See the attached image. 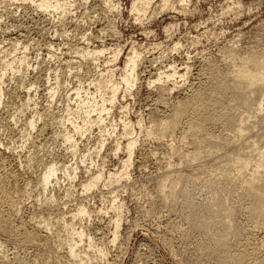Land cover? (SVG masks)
<instances>
[{
    "label": "rangeland",
    "instance_id": "rangeland-1",
    "mask_svg": "<svg viewBox=\"0 0 264 264\" xmlns=\"http://www.w3.org/2000/svg\"><path fill=\"white\" fill-rule=\"evenodd\" d=\"M133 2L138 3L137 0H113L112 4L117 7L109 8L102 0H74L70 11L60 16L62 13L36 9L29 0H0V60L4 53L11 50V44H18L19 53L26 46L28 63V67L24 66L14 74L7 71L1 83L0 202L6 199L1 205L4 208H7V202L19 204L17 212L11 210L14 216L10 221L0 222L2 261L12 263L20 259L22 264H56V260L62 261L65 249L56 247L54 238L50 237L53 233L43 227L40 215H49L50 220L66 219L81 201L89 206L91 215L75 218V226L86 227L95 236L96 243L104 246L107 252L103 259L95 258L88 264H229L228 261L240 253L245 257L236 262L248 264L255 256L264 255V229L251 228L252 221L246 209L249 200L242 194V179L233 180L236 174L233 169H227L224 172L227 179L223 178L212 161L230 153L229 148L220 147L216 151L215 148L211 150V144L202 143L196 149L199 150L197 160L187 163L185 154L197 144H193L189 138L184 143L180 140L181 127L176 129L173 138L166 134L157 139L147 133L153 127V119L159 120L169 114L174 103L185 99L195 88L207 82L211 62L224 66V48L231 47L240 53L249 49H264V0H168L164 6L162 0H150L145 13L140 14L142 16L130 10ZM102 45L121 48L115 63L116 77L133 45L144 56L137 68L139 79L130 92L119 91L106 120L118 123L126 118L133 123L131 131L136 142L131 162L117 183L113 178L111 184L100 181L88 193H81L79 181L83 166L90 165L93 170L102 167L105 176L108 172L123 170L121 161L127 158V153L122 149L115 151V141L118 139L123 145L127 137H123L121 126H116L111 134L103 131L101 138H106L105 146L99 154H92V163L91 160V164L89 160L85 164L80 163L79 177L76 176L72 183L58 173L57 182H51L45 192V195L54 196L55 200L45 202L43 195L39 194L41 190L38 185L44 163L56 160L73 165L78 155L73 156L65 148L60 135L56 133L55 124L51 127L53 123H48L50 126L47 124L40 131L43 122L39 120L36 128L29 130V135L24 122L36 110L53 112L54 117L62 115L66 103L65 89L68 88L71 93L70 89L72 91L78 82V76L76 78L73 74H78L86 85L91 75L110 68L106 62L111 56L108 52L97 61L98 67L89 60L82 61L77 52L83 47L91 49ZM170 65L175 67L178 74L186 73L184 77L177 75L165 82V87L171 90H159L154 84H147L158 71L172 72ZM56 69L62 74L60 80L65 83L66 77L67 82L62 83V89L50 102L47 78L51 77L50 83L53 82ZM21 77L25 80L22 86ZM28 93H31L35 103L25 108ZM236 113L238 116L249 115V123L252 122L249 125L252 130L246 132L237 145L244 147L243 153H253L251 148L255 149V146L260 150L264 147V127L263 124L259 125L257 116L264 113V107L262 111L249 107ZM207 127L219 141L233 132L232 128L228 129L219 122L207 124ZM99 134L97 126L89 133L76 134L79 152L85 153L87 149L94 148ZM252 139L257 140V145H252ZM216 153L221 155L217 156ZM251 155L256 156V152ZM180 158L185 159L183 163L179 162ZM251 168L246 169L249 173L244 172L245 178L249 176ZM192 170L199 171H196L199 173L198 181L186 182L185 202L179 197L172 203L157 190V181L162 177L170 173L174 177L180 171L185 174ZM215 187L219 188L217 193ZM67 188L73 193L69 197L65 196ZM110 192L117 194V199L122 203L115 242H109L117 217V210L111 207ZM217 200L226 210L227 207L234 208L236 228L228 234L225 247L212 252L214 241L209 235L223 232L222 212L218 214L219 210L215 211L217 216L212 213ZM189 205L211 221V233L196 229L185 219ZM208 205H211V210ZM212 205L215 209H212ZM26 233L33 238H27ZM247 236L262 243L259 251L253 252L249 248Z\"/></svg>",
    "mask_w": 264,
    "mask_h": 264
},
{
    "label": "bare ground",
    "instance_id": "bare-ground-1",
    "mask_svg": "<svg viewBox=\"0 0 264 264\" xmlns=\"http://www.w3.org/2000/svg\"><path fill=\"white\" fill-rule=\"evenodd\" d=\"M137 1L138 3L133 2L131 4L130 10L134 11L135 15L137 16L140 14L143 15L146 8H148V5L150 4V0ZM162 1L164 6L165 2H167L168 0ZM29 2L30 4L34 5L36 9L38 8L41 11H53L54 13H62L60 14V16L64 13L66 14L68 10L70 11L69 8L74 5V0H29ZM102 2L109 8L117 7L116 4H112L113 0H102ZM239 6L240 5L238 4L237 7ZM166 30H169V28L166 27ZM11 46L12 48L10 51L7 49L9 52H3L5 55H3L4 57L0 60L2 61L0 67V102L2 96V78L7 73V71H11V74H14L15 72L20 71L21 68L23 69L25 67H28L27 55L25 52L26 46H23L22 51L19 50L20 53L17 51L19 49L18 44H11ZM120 50L121 48L117 49V47H105L104 45L91 49H89V47L84 49L83 47L80 50H77L82 61L89 60L97 67V61L99 62L100 57L105 52L110 53L111 56H109V58L106 60V62L110 65V68H107L106 70L104 69V71L99 70L95 75H91L86 85L84 84L83 80L80 79L78 74H73L76 78L78 76V82L74 85L73 88L71 87V93H69V89L67 87V89H65L64 97L66 99V103L63 106L62 115L54 117L55 114L53 116L52 110V113H46V111L40 112L36 110L33 111L34 114H30L24 122L25 128H28L29 135L31 132L29 130L36 128L39 120L40 122L41 120L43 122L39 127L40 131H42L45 126L47 127L48 123H53L51 124V127L55 124L58 131L56 133L57 135H60L61 142L65 145V148L69 150V152L73 156L78 155V159L73 165L72 163H58L56 160H49L45 163L43 162L44 167L43 171L38 177V185L39 189L41 190L39 194L43 195L45 202L47 201L48 203H51L55 200L54 196L49 194L45 195V192L51 182H57L58 176L60 174L72 183L77 176L78 169L81 168L79 164H85L86 160H89V164L92 163V154H99L102 148L105 146L106 138H101L103 136L101 132L103 131L107 132V134H111L115 131L116 126H121L123 137H127L126 143H124L123 145L118 139H116L115 141V151L122 149L127 153V158L121 161L124 171L121 169L114 172H108V175L105 176V171L102 167L93 170L92 168H90V165L83 166V168L80 169L81 179L79 181V184L81 186V193H88L100 181H105L106 183L111 184L113 182L111 178H113L114 182L117 183L121 175L125 173V169L131 162L132 149L136 142L135 136L131 131L133 130V123L126 118L121 119L118 123H109V121L107 122L106 120L107 116L112 111L111 109L113 105L117 101V98L119 96L118 93H120L119 91H122L124 93L130 92L132 87L136 84V81L139 79L140 73H138L137 68L144 56L140 55V53L137 52L135 45H133L130 48L129 53L125 57L122 67L119 68V75L116 77L115 70L117 68L115 67V63L119 57ZM0 51H2V49ZM15 52L20 55H17ZM223 58L225 64L222 67L210 61L211 63L209 62L210 65L207 82H205L203 85L201 84L202 86L198 85L199 87L195 88L192 93L185 99L174 103L169 114L161 117L159 120L153 119V127L148 130L147 133L154 135V137L157 139H161L166 134L169 135L170 138H173L176 129L181 127V131L183 132L182 134L180 133V136H178L180 140L184 143L186 139L189 138L193 144L197 145L192 151L186 154L184 153L187 158L185 157L186 160H182L180 158V163H183L184 160L187 163L188 161L193 162V160L199 157V150L196 149L202 143L211 144V150H214L213 148H215L216 151H218L217 149H219L220 147L229 148L230 153L224 154L222 156H220L221 154L218 155L216 153L217 156L220 157L217 159L215 158L216 160H212L213 164L217 168L216 170H219V174L223 176V178L225 177V179H227V175H224V172L227 169H233L234 173L236 172V174L234 175L233 173L234 178H231H233V180L235 178V180L242 179V194L245 195V198H248L249 200V205L247 204L248 207L246 209L248 216L252 221L251 228L264 229V150H262L263 146L260 148V150L258 146L257 148L255 146V149L251 148V150H253V153L256 152V156L254 157H252L251 155L253 154L252 152L251 154L248 151V153H243L242 150L244 147L242 148L238 146L237 142L239 141V139L240 141H242L241 137L244 136L250 129L252 130V128H250V123L252 122L249 123V115L238 116L239 112L236 113L238 110L244 108L247 109L249 107H253L256 111L263 110L264 49H249L243 53H240L238 50H235L234 48L232 49L231 47L224 48ZM80 65H82V63ZM169 68V70H172V72H169L168 70L158 71L155 74L156 77L152 80H149L147 84H154L159 88V90H171L172 88L169 89V87H165V82L170 79L173 80V78H175L177 75L178 77H184L186 73L184 72L178 74V71H176L175 67H173L172 65H170ZM54 72V74L51 73L54 76L53 82L50 83L51 77L47 78V93L48 97L50 98V102L52 100L54 101V98L62 89L63 84L67 82L66 77L64 78L65 80L63 79L65 83L60 80V77H62L61 72H59L57 69ZM24 81V77L20 79L21 86L24 85ZM29 89L30 88H28L27 92H29ZM30 94L28 93L27 101H25L26 103H24L25 108L35 103ZM255 98L258 99H256L255 101ZM257 117L260 123L258 124H263L264 127V113L260 114ZM218 122L228 129H233L232 134L227 136V138L223 141L222 139L220 141L216 139L217 136L210 133L207 127V124H216ZM94 126H97L100 131V137L97 139L95 147L91 150L87 149L85 153L84 151L80 153L78 149L79 144L76 141L75 135H83L86 132L89 133V131H91ZM252 127L254 126L252 125ZM255 139H252L253 141L250 140V142H252V145H257L258 142H256L257 140ZM213 156H215V154ZM181 157L183 158V155ZM210 163L212 164V162ZM247 168H251V171L249 176L247 175L248 177L246 176L245 178L244 172H248L246 171ZM196 171L192 170L188 173L184 172L185 174H182L180 171L178 172V175L176 173L174 177H171V175H173L172 173H170V175L167 173V176L162 178L160 177L161 179L157 181V190L162 194L164 198L171 199L172 203H174L173 201L176 202L179 197L183 198V202H185L187 195L186 182L195 183L196 181H198L197 174L199 173L197 172L199 171ZM58 173L60 174L58 175ZM208 182H211V180H209ZM215 191L217 193V191H219V188L215 187ZM110 193L111 207L117 210V217L113 222L114 227L111 232L109 242H115L118 238L120 226V218L118 215L120 214L122 203H120V201L117 199V194H115L114 192ZM216 193L214 192L215 196ZM71 194L73 193L71 192L70 188H67L65 190V196L69 197L71 196ZM7 200H11L10 197H8ZM5 201L6 199L4 200V202ZM4 202H0V222L2 221L6 223L7 221H10V218L14 216L11 210H16L17 212V210L19 209V204L13 201L7 202V208H4L1 206ZM81 202L78 203V205L73 209L70 216L66 219L61 217L55 218V220H50L51 218L49 217V215L48 217L43 214L40 215L41 224L43 225V227L51 230V233H53V236L51 235L50 237L54 238L53 242L55 243L56 247H58V249H60V247H64L65 249L63 254L64 256L61 254L64 259H61L62 256L59 255L58 257H61L60 259L62 261L56 260V264H88L92 259H103L106 256V248L96 243L95 236H92L91 232L88 231L86 227L75 226V218H82L86 216L89 217L91 215L89 206ZM219 202L220 201H218L217 204H213L216 209L213 208L212 205V209H215L212 213L215 214L219 210L218 214H220L221 212L223 214V232L221 234L211 233V221L207 217L200 215V211L193 206H187L188 210L185 216V219H187V221H189L190 224H192L196 229L205 230L207 234L211 233L209 236L214 241V247L211 250L212 252L223 249L225 247L228 234L230 235L231 231H235L236 228L233 215L234 208L227 207L226 210L221 207L223 205H221V203ZM209 209L207 208L206 210L208 211ZM210 210L208 212H210ZM26 235L28 234L26 233ZM30 235H28L27 238H33ZM46 240L48 241V237ZM246 244L253 252L259 251L262 246V243L255 242L248 236L246 238ZM55 251L58 250L56 249ZM243 257H245V255L243 253H240L239 255L235 256L236 259L233 257L231 260L234 259L235 263H237L236 261L243 260ZM231 260L228 261L229 264H235L234 260ZM14 261L10 263L8 262V260L2 261L0 259L1 264H22V260L20 259H15ZM248 264H264V255H261L259 257L255 256V258Z\"/></svg>",
    "mask_w": 264,
    "mask_h": 264
}]
</instances>
